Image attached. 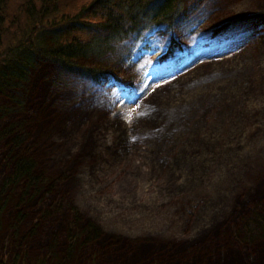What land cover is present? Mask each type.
I'll return each instance as SVG.
<instances>
[{
    "label": "rangeland",
    "instance_id": "rangeland-1",
    "mask_svg": "<svg viewBox=\"0 0 264 264\" xmlns=\"http://www.w3.org/2000/svg\"><path fill=\"white\" fill-rule=\"evenodd\" d=\"M67 1L69 8L75 9L77 0H66L63 7ZM181 7L177 22L173 20L172 31L150 28L140 37L130 35L119 40L116 49L102 57L101 62L110 73L103 82L63 73L50 61L39 62L25 84L22 102L29 111L22 114L21 120L34 116L41 135L34 133L31 138L38 137L42 142L40 152H46L47 158L52 153L46 148L47 144L58 147L65 141L73 146L72 157L59 170L69 172V178L55 192L59 193L58 199L63 197L58 216L56 213L46 218L42 215L40 221L36 217L17 230L14 219L17 203L0 210V264H67L63 252L54 256L53 252L46 255L40 250H45L50 241L48 234L59 231L63 223L75 215L83 222L91 218L95 208L113 209L129 200L146 203L151 198H158L164 204L178 196L179 191H189L180 169L158 170L157 165L162 161H157L154 153L161 144L170 149L168 145L179 133L174 128L176 122L170 120L168 114L190 104L199 85L204 87L228 80L242 72L239 78L241 89L246 91L243 95L247 107L258 114L256 120L263 128L264 0H182ZM221 29L225 30L221 33ZM253 32L263 41H254ZM174 45L180 51L173 50L171 57L161 59ZM93 50L98 52L96 48ZM112 73L116 75L112 77ZM78 112L85 118H75L65 124L67 116L75 117ZM13 116L10 114L8 118L13 119ZM86 128L93 130L92 133L85 131ZM155 129L160 130L158 136ZM240 134L244 138V127L233 133L234 136ZM121 135L130 142L126 150L121 144ZM86 140L88 143L84 145ZM251 145L247 142L236 150L241 155H249L250 161L246 163V172L235 171L236 179L228 191V206L233 203L230 212L228 208L227 214L221 211L210 223L212 226L200 229L193 238L180 244L169 243L160 231L122 229L111 233V229L94 239L84 252L77 247L79 251H74L69 260L74 264H193L182 254L188 245L194 250L205 249L209 256L215 255L209 238L215 232L217 236L224 224V230L229 229L225 220H231L234 202L256 191L264 192V133L254 149L252 146L248 150ZM244 173L248 176H238ZM89 178H97L93 190V185L89 184L88 189L85 184ZM204 198L216 204L221 202L210 193ZM85 201L96 207L87 206ZM261 242L256 233L252 253L258 250V264L264 262ZM238 250L243 257L244 251L239 247ZM233 264L240 262L233 259Z\"/></svg>",
    "mask_w": 264,
    "mask_h": 264
},
{
    "label": "trees",
    "instance_id": "trees-1",
    "mask_svg": "<svg viewBox=\"0 0 264 264\" xmlns=\"http://www.w3.org/2000/svg\"><path fill=\"white\" fill-rule=\"evenodd\" d=\"M76 2L73 9L69 8L68 1L63 7L66 0H0V210L17 203L18 212L14 217L17 230L36 217L40 221L42 215L46 218L54 213L56 216L60 214L63 197L58 199L59 193L55 192L69 178V172L60 171L74 151L73 146L65 141L58 147L47 144L46 148L52 152L47 158L46 152H40L42 142L38 137L31 138L34 133L35 136L41 135L34 116L21 120L25 84L35 72L32 67L37 55L39 62L50 61L63 73L84 76L100 83L110 75L106 64L101 62L102 57L113 52L119 40L130 35L140 37L150 28H164L170 32L173 20L177 22L182 9V0ZM40 26L41 30H38ZM178 49L174 45L161 59H168L172 51L178 52ZM115 75L112 73V77ZM233 77L204 87L199 85L191 96L192 104L168 114L170 120L176 122L174 128L179 134L168 145L170 149L165 148V144L158 147L154 154L162 163L157 167L170 172L176 170L172 167L180 169L189 191H179L178 196L164 204L158 198H151L146 203L129 200L113 209H94L96 206L87 199L86 205L95 212L91 218L80 222L81 218L77 219L75 215L67 220L59 231L48 234L50 241L45 250L40 251L46 255L63 252L67 264H74L69 260L74 251L81 249L84 252L94 239L111 229V233L122 229L160 231L169 243L180 244L209 226L221 211L228 208L229 213V207L233 205L228 206L229 192L237 176L235 173L246 172V163L250 161L247 159L249 155H241L236 150L247 142L253 144L248 150L252 146L254 149V144L264 133V126L261 129L260 121L256 120L258 114H253L247 107L243 95L246 91L241 89V75L234 74ZM10 114L14 115L13 119L8 118ZM240 127L245 128L244 138L242 134L233 135ZM87 129L92 133L93 130ZM157 132L155 136L160 130ZM87 143L88 140L84 145ZM114 171L116 175L117 169ZM239 175L243 178L246 174ZM237 180L241 181L239 177ZM86 183L88 189L89 184L93 185V190L97 178H89ZM209 193L219 198L220 204L205 199ZM233 210L231 220H225L229 231L224 230V224L218 229L217 236L215 232L209 238L215 247V255L209 256L205 249L194 250L188 245L182 254L189 257L190 263L233 264L236 259L240 264L247 261L258 264V250L252 253V246L257 233L263 240L260 246L264 252V192L256 191L239 198L234 202ZM241 213L244 215L239 216ZM238 247L244 251L243 257ZM184 259L188 258L181 260Z\"/></svg>",
    "mask_w": 264,
    "mask_h": 264
},
{
    "label": "bare ground",
    "instance_id": "bare-ground-1",
    "mask_svg": "<svg viewBox=\"0 0 264 264\" xmlns=\"http://www.w3.org/2000/svg\"><path fill=\"white\" fill-rule=\"evenodd\" d=\"M248 7H250V6H248ZM252 7V6H251ZM250 9V8H249ZM38 30H41V26L38 28ZM254 33V41H256V42H259V41H263V39L261 38V37H259V35L256 33V32H253ZM184 46V45H183ZM262 48H264V46H263V43H262ZM263 51V50H262ZM39 57H38V55H37V57L35 58V62H36V64H34L33 65V69H35V70H37V68L39 67ZM243 73L241 72V75H242ZM196 82H198V81H196ZM22 110V111H21ZM21 110H20V114H27L28 113V111L29 110H27V108L25 107V105H24V103H23V105H22V107H21ZM166 111V110H165ZM51 116V115H50ZM87 117V116H86ZM75 118H85V116L83 117L82 116V113L81 112H78V113H76L75 114V117H71V115L70 116H67V119H66V122H65V124L66 123H69V122H73L72 121V119H75ZM82 119H81V122H82ZM49 121H51L52 122V119L51 118H49ZM151 122H153V120L151 119ZM156 130V132H157V129H155ZM85 131H88V129L86 128L85 129ZM130 142L127 140V138L126 137H124V135H121V144H122V146L123 145H125V147H123L125 150L127 149V146H128V144H129Z\"/></svg>",
    "mask_w": 264,
    "mask_h": 264
}]
</instances>
